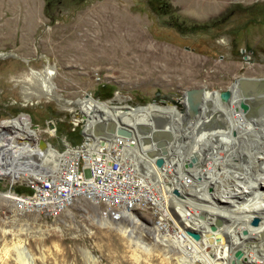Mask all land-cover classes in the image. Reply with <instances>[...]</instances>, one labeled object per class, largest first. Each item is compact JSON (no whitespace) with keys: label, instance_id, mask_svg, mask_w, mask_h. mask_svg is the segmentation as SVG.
<instances>
[{"label":"rangeland","instance_id":"rangeland-1","mask_svg":"<svg viewBox=\"0 0 264 264\" xmlns=\"http://www.w3.org/2000/svg\"><path fill=\"white\" fill-rule=\"evenodd\" d=\"M0 52L17 57L0 60V126L24 114L36 139L61 154L63 136L81 142L80 126L70 132V123L84 117L74 102L86 94L99 102L123 97L108 103L115 113L124 106L182 113L186 91L214 95L238 77H264V0H0ZM45 67L70 111L25 82L30 70ZM105 93L110 98L100 99ZM27 184L1 177L0 193L13 185L10 191L29 195ZM12 201L0 198V264H19V253L31 264H182L190 255L189 243L153 231L147 210L130 224L83 202L47 216L19 212ZM169 219L184 232L171 211Z\"/></svg>","mask_w":264,"mask_h":264},{"label":"bare ground","instance_id":"bare-ground-1","mask_svg":"<svg viewBox=\"0 0 264 264\" xmlns=\"http://www.w3.org/2000/svg\"><path fill=\"white\" fill-rule=\"evenodd\" d=\"M219 44L228 47L229 41L222 37ZM10 55L13 53L0 52V60L12 58ZM49 70L50 67L38 72L30 70L25 82L36 83L40 96L55 99L70 111L71 107L60 102ZM229 92L230 98L221 102L220 92L207 95L195 91L193 112L188 105L186 110H180L183 114L169 108L130 110L126 106L115 113L108 101L99 102L91 97L74 102L78 108L82 105L79 111L84 115L85 127L88 123L86 132L124 126L135 131L146 127L169 134L163 167L154 172L148 169L143 175L165 194L171 214L184 231L177 230L173 235L175 241L191 245L190 255L182 258V264H264V92L251 95L243 92L236 95L233 89ZM116 96L117 101L123 98ZM247 96L261 98L244 101L248 112H258L252 117L238 108L241 98ZM28 99L26 96L25 100ZM193 126L198 130L192 132ZM190 132L192 136L188 135ZM199 134L201 138H197ZM36 138V130L24 114L0 126V178L9 177L12 183L17 180L33 183L38 175L52 173L69 154L67 151L59 154L50 145L38 151ZM139 141L145 149L141 151H148L147 143ZM169 186L175 191L173 198L166 193ZM0 198L12 199L16 209L25 212L12 193H0ZM132 217L122 219L131 224ZM253 218L257 219L256 226L250 225ZM187 231L197 233L199 239L192 240ZM235 251L240 252L237 260L233 259ZM18 261L31 264L21 253Z\"/></svg>","mask_w":264,"mask_h":264},{"label":"built area","instance_id":"built-area-1","mask_svg":"<svg viewBox=\"0 0 264 264\" xmlns=\"http://www.w3.org/2000/svg\"><path fill=\"white\" fill-rule=\"evenodd\" d=\"M95 79L99 80L97 76ZM78 115L70 123V132L80 126L81 142L72 145L71 141L66 142V135L61 138L62 153L67 151L69 154L57 163L55 170L38 175L35 182L27 184L31 191L29 195L10 191L13 185H9L5 192L15 196L22 211L47 216H57L78 202L100 207V216L113 222L138 210H147L153 216L151 227L159 234L174 235L177 229L169 225L172 222L165 194L143 175L148 169L154 172L163 167L157 168L153 163L154 158L160 157L154 144L147 142L150 148L146 152L155 154L148 158L146 152L141 151L138 138L86 132L84 121ZM47 130L51 131L46 132L49 136H54L52 125ZM166 188V193L173 198L171 186Z\"/></svg>","mask_w":264,"mask_h":264},{"label":"water","instance_id":"water-1","mask_svg":"<svg viewBox=\"0 0 264 264\" xmlns=\"http://www.w3.org/2000/svg\"><path fill=\"white\" fill-rule=\"evenodd\" d=\"M12 56V58H17L16 55H10ZM4 58V57H1ZM233 89L237 92H243L245 95H251V94H255L258 92H264V77L261 78H245V77H238L236 79L233 80V82L229 85L228 88H226V90H224L223 92H220L219 94V100L221 102H225L230 98V90ZM201 89H197V90H189L186 91L184 93V100H187V106H191V112H193L194 107H193V102L194 99L192 98L193 94L195 93V91H198ZM84 97H90L89 94L84 95ZM261 98H254V97H249L247 96V98L245 100H241L238 104V108L242 111V113L246 114L248 112V106L247 104L244 103V101H256L259 100ZM98 100V99H96ZM99 101V100H98ZM109 102L115 104L114 99H110ZM161 103H166L167 105H169L168 102H163L160 101ZM153 104V103H151ZM128 108V107H127ZM82 120L84 121V117L82 116ZM50 127V125H48V128ZM129 127V126H127ZM139 130V131H138ZM138 130H134V128L129 127V129L125 128L124 126H109V128L107 130H95V132L93 131L94 135H116L118 137L121 138H131V137H135L138 139L143 140L144 142H151L154 144V147L156 148V150L158 151V154L160 155V157H156L153 160V163L155 165V167L160 168L163 164H164V159L167 157V152H166V145L167 142L170 141V136L167 132H162L160 130H149L148 128L144 127V128H140ZM78 134H82L81 130L78 131ZM35 146L37 149L39 150H44L46 147L49 146V144L42 140V139H37ZM146 156L148 158H153L155 156L153 151H149L146 152ZM172 194L175 195V191L172 190ZM250 225L252 226H256L257 225V219L253 218L250 221ZM186 234L194 241H197L199 239V235L195 232H190L187 231ZM240 256V252L239 251H235L233 253V259L237 260ZM233 260V261H234ZM233 261L231 263H233Z\"/></svg>","mask_w":264,"mask_h":264},{"label":"trees","instance_id":"trees-1","mask_svg":"<svg viewBox=\"0 0 264 264\" xmlns=\"http://www.w3.org/2000/svg\"><path fill=\"white\" fill-rule=\"evenodd\" d=\"M102 88H104V86H101L100 87V89H102ZM108 98H110V93H105V95H103V96H101V98L100 99H108ZM16 193V192H15Z\"/></svg>","mask_w":264,"mask_h":264}]
</instances>
